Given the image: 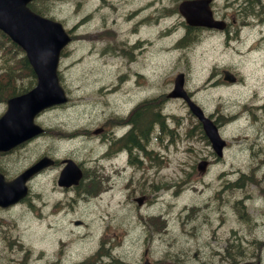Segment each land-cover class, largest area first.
Masks as SVG:
<instances>
[{"label":"rangeland","instance_id":"1","mask_svg":"<svg viewBox=\"0 0 264 264\" xmlns=\"http://www.w3.org/2000/svg\"><path fill=\"white\" fill-rule=\"evenodd\" d=\"M173 5L174 0L47 1V16L65 24L73 33L74 42L66 48L61 62V81L70 94V105L47 111L40 119L54 130L56 126L69 131L91 129L101 125L102 112L107 109L123 111L128 101L137 97V90L139 95H161L164 104L159 109L168 115L169 124L176 129L172 142L171 136H166V145L162 146L154 136L153 148L156 152L153 162L145 161L144 168L139 166L120 172L116 183L109 188L103 184L105 191H99L89 204L78 202L75 205L74 218L87 220L90 219L89 210H99L104 226L108 225L103 229L109 236L113 223L128 227L131 220L142 222L147 215L161 214L167 225V240L155 233L152 243L126 249L118 227L115 232V256L128 258L132 254L134 258H141L147 250L153 262L237 264L243 261L244 251L235 248L233 259L220 254V249L224 247L222 239L231 237V229H234L236 234L232 240L246 245L252 238L248 236L249 228L227 218L214 219L213 215H217L215 207L221 200V209L226 210L233 196L247 206L262 200L263 183L255 180H264V167L257 168L264 157V107L258 115L253 105L264 101V45L244 53L252 40L245 38L227 43L220 37L207 35L189 48L176 47L174 40L181 33V25L173 24L164 33L160 29L179 18L176 15L159 18L168 13ZM150 9L154 11L149 12ZM258 36L256 31L254 37L259 39ZM117 41L119 49L130 50V59L115 50ZM244 41H248L245 47ZM138 44L144 47L138 48ZM240 50L243 52L234 54ZM17 62L16 56L14 66H18ZM225 68L237 73L241 83L229 86L218 83L221 70ZM179 72L185 74L184 86L192 99L206 114L215 116L220 134L232 148L226 152V164L214 160L210 148H205L194 135L197 122L183 103L166 98ZM111 82L117 85V89L113 90L110 98L105 95L100 97L104 86H110ZM134 88L137 89L134 91ZM4 107V103L0 102V113ZM251 115L255 123L248 122ZM58 143L60 148L64 147L63 143L74 148L73 153L78 159L95 157L101 148L99 138L86 141L76 137L69 142L59 138ZM234 143H245L246 146L237 150ZM37 152L35 143L25 145L9 157L0 158V166L9 173H15L29 164ZM203 156L212 160L207 175H200L195 168L196 163L204 159ZM103 164L107 169L109 163ZM99 168L95 166L96 171ZM232 171L247 176L244 174V179L234 186L223 185V179L234 178L235 175H227ZM130 173L131 186L125 190L124 178ZM43 182H35L34 189ZM221 189L226 191L216 194ZM141 195L145 199L138 206L133 199ZM192 205L200 207L185 226L186 229H196L197 237L189 239L183 233L181 224L184 215H187L183 207H188V210ZM137 208L147 213L139 218L129 213ZM261 220L263 216H258L257 221ZM252 225L255 227L256 224ZM0 227L3 229L0 232V264H42L37 255L40 249L51 250L49 236L53 232L40 240L41 229L34 212H29L26 205L16 207L8 217H0ZM139 228L138 235L142 238L144 232ZM99 231V227L92 228V234L96 235ZM250 232L259 236L264 232V226H257ZM81 245L96 247L92 240H88L76 244L74 248ZM77 253L78 249H74L75 256ZM261 253L264 254V250Z\"/></svg>","mask_w":264,"mask_h":264},{"label":"flooded vegetation","instance_id":"2","mask_svg":"<svg viewBox=\"0 0 264 264\" xmlns=\"http://www.w3.org/2000/svg\"><path fill=\"white\" fill-rule=\"evenodd\" d=\"M213 5L212 1L211 11L213 18L219 22V27L222 28V31L224 29L227 31L231 24H235V10L238 15H241L243 11H246V13L252 18L257 16L256 7L251 8L249 4L245 5L243 11L242 4H238L236 9L235 6L228 3H224L221 8H215ZM259 16L260 17L256 19V22L258 24H264V11H260ZM246 19L247 17L241 18L240 23L244 25ZM192 29L197 32L202 30V28ZM187 31V27H184V36H186ZM21 69H25L23 72L24 78L21 79V81L23 82L25 78H29L30 82L25 83H30L31 85L35 79L31 68L22 67ZM13 77L15 76L10 78V83L13 82V85L16 86V88L14 91L8 90V92H6L7 96L16 95L17 93L23 92L25 89L24 82H14L12 79ZM238 80H240L239 77L236 78V81ZM140 102L146 107H140ZM152 105L153 98L146 97L141 99L137 98L130 107L127 106L123 111L115 112L107 109L102 113V123L100 126L91 129L83 128L76 133H70L69 130L59 129L58 126H56V129L54 130L43 120L39 122L37 121L42 127V130H40L33 139H30L28 142H25L8 152H0V158H6L25 145L35 143L38 147V152L34 159L19 171L9 173L0 166V172L6 179H12L36 162L40 164L47 163L39 168L36 173L31 175L27 180L26 184L28 186V193L24 198L14 205L0 207V217L5 218L8 217L9 213L14 211L16 207L26 205L29 212H34L38 221V226L41 229V241L46 238L45 235L47 233L53 232V235L49 236L51 240V250L45 251L44 249H40L37 255L42 264H145L147 260L146 257L149 259L147 256V250L143 252L141 258H134L132 254L131 257L128 258L115 256V238H117L115 232H117L116 229L118 227L120 228L119 236L121 237V240L126 246V249L128 248L130 250L138 248L140 244L145 245L152 243L155 238V233L159 235L160 238L163 237L164 240L168 239L167 228L162 232H156L153 220L154 213L147 215L151 217H148L142 222H133L131 220L128 227H124L123 225L117 226V223H113L111 226L112 233H110L109 236L107 231L103 229L104 227L108 228V225L106 224V226H104L105 222L103 221V215L99 210H89L90 219L87 220L74 218L75 197L79 194V191L84 188L80 197H82L84 202L90 203L93 196L97 194L96 192L93 193V196L91 195L89 192L91 187L96 183H106V168L103 163L109 162L111 170H115L118 165H132L135 159L134 152L138 153V151H140L145 158L150 157L149 155L152 149L149 148V140L153 137L151 133L153 122ZM40 117H43V115L39 116V118ZM94 131L97 134H94ZM75 136L81 137L86 141H90L93 137H98L101 143L99 154L95 157L86 156L84 159H78L73 153L74 148L66 146L65 143H63L64 147L60 148L58 143L59 138L69 142L74 139ZM67 149L69 150L67 151ZM69 159L73 160L80 170L82 169L81 178L76 185L65 184L60 186L58 183L59 175ZM121 160H124V162L121 163ZM95 166L100 167L98 171L95 170ZM114 174L115 173H111L109 180L112 179ZM43 180L44 182L41 183V186H37L34 189L33 184L35 182H42ZM260 196L262 197V200L253 203L250 206L245 205L235 196L229 201L226 210L221 209L223 200L216 205L215 209L218 211L217 215H213L214 219L227 218L228 221H237L240 223V226L244 225L249 228L248 236L252 237L247 241L246 245H243L241 242L232 240L236 231L231 229V237L226 236V238L222 239L224 247L220 249V254L233 259L234 249H242L245 253L244 260L258 261L261 264H264V254L261 253V251L264 250V232H261L259 236H256L254 232H250L254 230L255 227L257 228V226H264V194H261ZM33 200L35 201V205H33ZM129 213L136 214L135 216L139 218L144 216L143 213H147V211L139 210L137 208V210L129 211ZM258 216H263V220L258 222ZM193 217L194 216L186 217L181 224L183 233L189 239L197 237L195 227L185 228L187 223L192 220ZM250 222L256 224L255 227H253ZM92 223H95V225H92ZM93 227H99L101 228V231L96 235L92 234ZM139 227H141L144 232L142 238L138 235ZM43 230L45 231V234L43 233ZM0 232H3L1 227ZM163 234H165V236H163ZM88 240H92L96 247H84V245H81L80 247L74 248L76 244ZM243 240H245V238H243ZM74 249H78L76 256L74 254ZM159 262L148 261L147 263L178 264L168 261H165L164 263ZM196 264L212 263L201 261Z\"/></svg>","mask_w":264,"mask_h":264},{"label":"water","instance_id":"3","mask_svg":"<svg viewBox=\"0 0 264 264\" xmlns=\"http://www.w3.org/2000/svg\"><path fill=\"white\" fill-rule=\"evenodd\" d=\"M30 1L0 0V29L25 50L27 59L39 78L37 88L29 94L8 101L9 108L0 119V150L13 147L33 135V129L28 125L32 113L65 100L61 88L57 85L55 69L59 51L68 41V36L59 22L44 18L30 10L27 6ZM181 81L182 76L179 75L175 79V89L171 95L178 92ZM191 110L196 115H201L192 105ZM12 115L21 117L22 121L17 118L12 120ZM24 124L26 126H23ZM204 126L205 128L209 126L207 121H204ZM208 134L212 137L209 132ZM213 140L215 145H219L217 140L214 138ZM39 166L34 165L11 182H5L0 174V205L14 203L24 196L26 193L24 182ZM73 169L75 165L68 162L61 173L60 184L68 179ZM77 177L76 174L74 182L77 181Z\"/></svg>","mask_w":264,"mask_h":264},{"label":"trees","instance_id":"4","mask_svg":"<svg viewBox=\"0 0 264 264\" xmlns=\"http://www.w3.org/2000/svg\"><path fill=\"white\" fill-rule=\"evenodd\" d=\"M45 5H46V3H44L43 1H33V2L30 3V7L32 9H34L35 11H38L40 13H42L43 11H45ZM8 40L9 39L7 38V36L0 32V48L1 49L3 48L4 45H7L9 43ZM16 48L19 49L18 47H16ZM19 64H21L22 66L28 68V64H27V62L25 61L24 58L21 59V63H19ZM5 75L7 77H3L4 80L1 81L3 83H0V98H3V95H6L7 96L6 92H8V90L9 91H14L15 88H16V86L13 85V82L10 83V81H11L10 78L12 77V74L9 71H7L5 73ZM8 83H9V85H8ZM12 94H10V95H12Z\"/></svg>","mask_w":264,"mask_h":264},{"label":"bare ground","instance_id":"5","mask_svg":"<svg viewBox=\"0 0 264 264\" xmlns=\"http://www.w3.org/2000/svg\"><path fill=\"white\" fill-rule=\"evenodd\" d=\"M129 59H130V58H129ZM139 123H140V122H139ZM118 127H119V126H118ZM140 133H141V131H140ZM132 144H133V143H132ZM132 144H131V145H132ZM132 146H134V145H132ZM136 146H137V145H136ZM129 147H130V146H129ZM80 167H81V164H80ZM83 167H84V166H83ZM83 167H82V168H83ZM81 170H82V169H81ZM84 170H85V169H84ZM84 170H83V171H84ZM83 171H82V172H83ZM85 175H86V172H85ZM172 185H173V184H172ZM237 216H238V215H237Z\"/></svg>","mask_w":264,"mask_h":264}]
</instances>
